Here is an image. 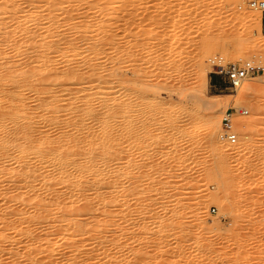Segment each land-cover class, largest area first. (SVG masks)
I'll use <instances>...</instances> for the list:
<instances>
[{
  "label": "rangeland",
  "instance_id": "374dc122",
  "mask_svg": "<svg viewBox=\"0 0 264 264\" xmlns=\"http://www.w3.org/2000/svg\"><path fill=\"white\" fill-rule=\"evenodd\" d=\"M110 1L113 2L116 20H118L115 24L113 21L116 17L109 21V24L111 22L114 24L109 26L112 33L114 32L117 36L110 33L115 41L119 38L120 42L117 41V45L120 47L115 45L118 50L115 47L109 49L112 46L104 47L109 50L106 52L104 49L106 54L102 55L106 57V60L102 59L99 67L102 68L104 65L103 68L108 71L115 65L114 69L111 68L112 72L109 71L114 74L111 75L112 82L116 80L120 85L114 83L117 95L113 96L117 101L114 102L118 106L121 105V108L116 103L114 107L115 111L116 109L124 111V114L117 112V116L120 117L116 120L118 119L120 125L116 120L114 124L116 136H114V145L116 146H114L113 166H115L113 170H115L114 178L116 179L113 182L115 183L113 230L111 233L102 232L106 236L115 238L112 244L115 251L111 248L113 251L110 252L115 253L111 254L116 258H113L114 264H264V44L262 45L264 35L261 33V12L249 9L247 6L249 0ZM100 2L102 0H84V3L82 2L84 7L81 3L82 6L79 5L78 9L69 13L77 16L74 17V22H78L79 19L96 22L102 18H100L101 14L98 9ZM74 4L77 5L76 2ZM62 13L58 15L59 19H56L65 25L72 15L63 13V16ZM257 14H260V17L257 18ZM65 15H68V18ZM69 21L73 22L71 19ZM63 24L62 29L65 27ZM36 33L41 35L42 30L38 29ZM69 34L66 33L65 36L71 38ZM128 39L131 41L128 42ZM127 42L130 47H126L129 46ZM114 49H116L115 52H119L118 57ZM208 49H212L213 53L208 54ZM10 50L9 47L1 59L8 70L15 71L22 66L23 69L35 66L30 63L31 59L28 57H21L23 59L12 57L13 53ZM109 51L115 54L112 56ZM123 53L125 54L122 56ZM55 54L53 53L54 56ZM107 54H110L109 58ZM214 55L222 56L226 62L255 60L263 66L262 72L245 82L247 88L241 100L237 101L238 103L233 98L235 91L225 89L220 78L209 72L208 60ZM195 56L201 57V63L194 62ZM107 61L111 63L110 65L113 63L112 66L108 65L109 68ZM59 63L51 66V68H56L52 69L53 71L66 69L62 60H59ZM71 65L75 66L74 63H70L68 67ZM130 72L136 75L132 76ZM48 75L49 73H45L38 76L35 82L37 89H40L41 99L47 101L53 94H57L62 99V103L66 104L75 94L71 88L75 90L77 86L69 85L67 93L66 91L59 93L56 87L51 88L50 92L42 93L44 91L42 87L47 82L43 81ZM85 75L87 76L88 73H84V80ZM131 76L132 79L135 76L137 79H128ZM126 81L129 82L128 87L132 83L130 89L133 88V93L130 89L128 92ZM159 84L165 88H160L163 86ZM197 84L200 92L199 96L195 97L192 89ZM117 86L120 87L119 90H116ZM133 86L136 87L135 89L140 86L151 88L149 89L151 93L149 91L148 94H146L147 91L143 92L146 95L143 93L141 95L138 91L135 93ZM121 89L125 91V94L121 95L123 100L126 99L127 106L123 100H120L122 98L120 97ZM153 89L159 92L155 90L153 92ZM28 91L24 93L28 112L39 114L40 100L36 101L34 97L36 94L31 90ZM130 94L135 95L131 97ZM152 94L158 95L159 98L158 96L154 98ZM125 95L126 98H124ZM131 98L133 100H130ZM121 101L125 103V108ZM221 101L228 102V106L223 109H218V107L212 109L217 118L220 119L228 108L232 107L233 111H237L232 115L236 120L233 126L238 139L235 145L219 140L221 125L214 133L205 134L202 129L205 114L203 112L205 111L201 109L200 104L215 103L216 105ZM135 109L140 110L134 112ZM196 109L199 110L196 111ZM241 109L247 110V114L243 115L238 112ZM129 113L133 116L131 117ZM144 114H146L145 118H142ZM126 115L127 121V118L123 117ZM239 121L244 124L240 129L237 126ZM40 125L45 130L42 127L43 124ZM52 131L50 134L55 136L57 130ZM214 140L222 143L219 145L220 149L228 145L234 149L227 154L221 151L215 152L209 145V142ZM219 162L223 163L224 167L223 170L221 168L218 170L217 167L218 171H216L215 168ZM242 162L245 164L242 165ZM2 166L0 165V172H8L12 169V166H9V169L5 171V166L4 168ZM5 175L6 180H3V183L0 182L1 190L9 185L7 180L11 173ZM10 186L8 188L11 189ZM56 186H58L57 190L64 188L59 184L54 187ZM10 189L9 191L13 192V189ZM121 193H124L123 197ZM125 193H127L126 196ZM82 194L81 189L77 190L73 197L70 199L68 197V200L65 198L67 201L65 202L68 203L74 198L77 206L79 203L81 206L84 200ZM0 200L1 207H4L2 197ZM7 205L10 207L5 209L7 212L18 208L14 203ZM213 207L214 212L211 210ZM96 216L97 219L101 218V215ZM89 220L88 223L92 221V219L90 222ZM39 227L37 226L36 231L34 230L35 239H38L39 235L42 238L44 233H48L46 231L51 230L43 224ZM146 227L151 228V234L144 233ZM96 235L106 238L101 233H96ZM50 239L52 240L48 248L56 249L53 254L48 255L47 252L49 258L43 257L42 260L43 254L36 253V258L40 260L39 264H68L65 259L70 251L69 245L63 244L60 237L51 236ZM25 240L20 243L8 242L0 259L1 264L11 261L8 252L21 256L23 254L21 246ZM32 240L33 238L26 242H33ZM91 240L88 239L85 242L86 247L90 242L93 243L88 246L89 248L87 247V249L91 247L90 251L99 245L97 243L94 247V240ZM103 244L99 247L102 248L105 245ZM99 247L92 252L96 253L100 250ZM71 253L70 251L69 254ZM79 255L81 256L78 260L80 264H89L88 262L101 264L107 259L106 257L98 259L93 256L94 254L90 257L93 256L96 259L90 258L89 255L82 254L86 258ZM20 262V264H25L27 261L22 259Z\"/></svg>",
  "mask_w": 264,
  "mask_h": 264
},
{
  "label": "bare ground",
  "instance_id": "6f19581e",
  "mask_svg": "<svg viewBox=\"0 0 264 264\" xmlns=\"http://www.w3.org/2000/svg\"><path fill=\"white\" fill-rule=\"evenodd\" d=\"M75 2L77 5L74 4ZM82 2L84 3V0H0V165L5 166V168L2 166L5 171L9 169V166H12V169H9L8 171L9 173L3 171L0 172V182L3 183L2 181L6 180L7 176L5 174L11 173L8 178L9 180L7 181L9 182V185H11V189H13V192L9 191V185L7 186L8 190L7 188H4V190L0 189V197L4 200V202H2L4 207H1L2 205H0V259L3 255L2 253L5 252V245L9 244L8 242L15 241L16 243H20L22 240L24 241V239L31 240L33 238V242H26L25 240V243L21 246L23 250V254L21 255L20 253L21 256H18L19 254L15 255L8 252L9 260L11 261L6 264H20V260L22 259L24 261L26 260L29 264H39L40 260L39 258H36V253L43 254L41 260L43 257L49 258L48 255L53 254L56 249L52 247L48 248V245L50 244L49 242L52 240L50 239L51 236L54 238L60 237L62 238L63 244L65 243L66 245H69L68 247L70 249L66 245L65 247H67L72 253L70 255V251L67 249L69 252L66 259L64 258L68 264H80L81 262L79 263L78 260H80L79 258L81 256L79 254L89 255V257L91 254H94L93 256L98 259L106 257L107 259L105 262L101 264L115 263L113 260L114 257L111 255L114 252L110 253L111 250L115 248H112V246H114L112 245L114 237L106 236L105 233L103 234L102 232L106 231V233H111L113 230V200L115 196V183L113 182H115L116 179L114 178L115 170H113V167L115 166H113L114 146H116L114 145V138L116 137L114 134V124L116 118L120 117L117 116V112L123 113L124 111H118V109L115 111L114 106H116L115 103L117 101L114 100V96L117 94L115 93L114 88H116L115 85H119V82L114 80L116 83L118 82V84L114 82L115 85L112 82L113 79H111V75L114 74H111L112 67L109 68L108 66L111 64V61H107V66L109 68L108 71L103 68L104 65L102 68L99 66L102 64V59L103 61L106 60V57H104V49L107 48V46H112L109 49L114 48L115 45L120 47L117 45L118 42H120L119 38L115 41V38L111 35L112 30L110 27L118 20H116L117 16L113 2L110 0H102V2L98 4V9L101 14L100 18L102 17L101 20L99 18V20L96 19V17L95 19L98 20L96 22H91V20L88 21L85 19H79L80 21L78 20V22H74V17L77 16H73L69 12L78 9ZM84 4H86V2ZM66 7L69 9L65 10L64 8ZM60 10H62L63 13L72 15L70 16V19L74 22L71 23L69 21L70 19H67L68 15H65L67 16L65 19L68 20V23L65 25L62 23L63 26L66 27H64V29H62L61 22L59 23L56 19L58 18V15H61L62 13H59ZM42 12H44L45 15L41 14ZM256 16L258 18L260 17V14H257ZM113 19L115 20L113 21L114 24L111 22L110 25L109 21H112ZM34 29L42 30L41 35H38L40 32L36 33V30L34 31ZM64 31H68L66 33H70L69 36H71V38H67L68 36H65L66 33ZM35 33L37 35H35ZM112 34L114 35V32ZM130 41L131 40L128 42ZM128 42L127 45L129 46L126 47H130ZM2 44L3 46H1ZM263 44L264 42H262V45ZM9 47L13 53L12 57L14 56L20 59H23L21 58L23 56L28 57L31 59L30 63H33L35 66L26 69L24 67L23 69V66L21 65L22 67L15 69V71L8 70L4 63L1 62V59L7 53L6 50ZM118 47L115 48L117 49ZM116 49L113 51L115 52ZM128 49L130 50V48ZM122 51L124 50L122 49ZM109 52L112 53V51ZM126 52L128 54L127 50ZM53 53H56V56H54ZM115 53H117V51ZM115 53H112L111 55L113 56ZM118 53L116 55L117 57ZM125 53H123L122 56ZM212 53V49H208V54ZM109 55L107 54L106 56L109 58ZM111 57L110 59L112 60L114 57ZM117 59L116 61H118ZM59 60H62V64H64L66 69L63 68L64 70L61 71H53L52 69L56 68H51V66L54 63H59ZM201 60L200 56H195L194 58L196 64L201 63ZM112 61H114V59ZM70 63H74L75 66L71 65V67H68ZM122 63H124V61ZM114 66L112 69H114ZM45 73H49V75L43 81L47 82L44 83L45 86L42 87V90H44L42 93L50 92L53 87L54 89L56 87L59 93L61 92L62 94V92L67 90L69 85L75 84V86H77L75 90L70 87L75 94L72 98L70 97L71 99L67 101L66 104L62 103V99H60L57 94H53L51 99L47 101L41 99L40 89H37L38 87L35 82L37 81V78H39L38 76L44 75ZM84 73H88L87 76L85 75L87 77H85V80L83 76ZM132 74V76H134L135 73ZM132 76L128 79L131 80ZM135 77L133 78L134 80L137 79ZM128 79L127 81H130ZM49 80H51L50 83L48 82ZM246 81L236 88L235 94L233 95L235 102L241 100L242 94L247 88L245 84ZM128 83L129 82L125 84L127 85ZM159 85L163 86L162 84ZM129 86L131 87L132 83H130ZM130 87L127 85L128 92ZM119 88L120 87L116 90H119ZM135 88L136 87H134L133 91H135V93H137V91L141 92L139 93L141 95L145 91H147L146 94H148L149 89L151 90V88H145L142 86L137 89ZM160 88L165 87L163 86ZM199 88L200 87L197 84L196 87L192 89L195 97L199 96ZM132 89H130L131 92ZM155 89H153V92ZM26 90H31L36 94L34 96L36 101L40 100L39 114H31L28 112L29 108H27V103L24 98V93L27 92ZM71 90L68 91L72 93ZM156 90L155 92H159V90ZM123 91L124 90L120 93V97H122L123 93L125 94V91ZM149 92L151 93V91ZM131 94L129 96H131ZM144 94L145 93H143V95ZM153 96L155 98V96L158 95L155 94ZM124 98H126V95ZM129 98H127V102H129ZM157 98H159V96ZM139 99L141 98L139 97ZM120 100H123V97ZM125 100L123 101L125 102ZM130 100L133 99L131 98ZM137 101L141 102L138 99ZM124 102L121 101V104L123 103L124 106H122L125 108L126 102ZM137 104L138 103H136V106H138ZM200 106L201 109L205 111L203 112L205 113L202 125L203 132L205 134L216 132L218 128H220L222 119H219L214 115L213 108H226L228 102L221 101L216 105L215 103H212V105L200 104ZM132 107L135 108L134 106ZM130 110L133 109L130 108ZM198 110L196 109V111ZM135 111L136 109L134 112ZM145 115L146 114L142 115L144 116L142 118H145ZM123 117L127 118V115ZM117 120L116 122H119ZM127 120L128 118L126 121ZM231 120L233 122L236 121L233 116L231 117ZM120 121L122 123V120ZM239 123L240 121L237 123V126H239L240 129L244 124L240 123V125H238ZM40 124H43L42 127L45 128V130L41 128ZM52 130H57L55 136L50 134V131ZM49 134L54 137H51ZM221 144L218 140L209 142L211 149L215 152L221 151L222 153L227 154L234 149L229 145L220 149L219 145ZM115 156L117 155L115 154ZM221 162L216 166V171L220 168L223 170L224 164ZM242 163V165L245 164L244 162ZM125 176H127V174ZM119 178L120 177H118V179ZM58 184L64 188H58L57 190L56 188L58 186H54ZM80 189L83 192V204L81 202V206L80 203L77 206V201H75L74 198H71L72 200L66 203V200L73 197L75 192ZM123 194L121 197H123ZM126 195L127 193H125V196ZM81 200H79V202ZM9 203H14L18 208L12 209L9 212L5 211V209L10 208L9 205H7ZM96 215H98V217L101 215V218L97 219ZM86 216L90 220L92 219L91 222L88 219L90 223H88V220L86 222ZM42 224L44 227L46 226L47 229L49 228L51 230H49L50 232L46 231L48 233H44L42 238H40L41 235H39V238L37 237L38 239H35L34 235L36 234H34V230L37 229V226L40 228L39 226ZM144 226H142V228H144ZM52 229L54 231H52ZM150 229L151 228L146 227V231L143 229L145 231L144 233L151 234L152 232ZM91 233H94L95 235H91ZM96 233H101L102 236L105 235L106 238L101 237V235H96ZM88 239L94 240V247H96L97 243L99 244L95 249H98L102 243L105 245L103 244L104 246L102 248L99 247L100 250L93 253L92 251L94 250L95 252V249L91 251V247L90 249H87L88 246L93 244L91 243L92 240L91 242L88 241L90 244L88 243L89 245H87V247L85 246V242ZM93 256H91L92 259H96L93 258ZM83 258L86 257L83 256ZM88 263L91 264L90 262Z\"/></svg>",
  "mask_w": 264,
  "mask_h": 264
},
{
  "label": "built area",
  "instance_id": "2783aa9c",
  "mask_svg": "<svg viewBox=\"0 0 264 264\" xmlns=\"http://www.w3.org/2000/svg\"><path fill=\"white\" fill-rule=\"evenodd\" d=\"M249 9L261 12V33L264 35V0H249L247 2ZM209 72L218 76L225 85V89L235 91L236 88L244 81L251 79L263 71V66L255 60H247L244 62H226L220 55H214L208 60ZM232 107L227 109L221 116V133L218 138L221 142L229 145L237 143V133L234 131L233 121L231 117L236 114ZM238 112L245 115L247 110L241 109ZM215 211L214 207L211 209Z\"/></svg>",
  "mask_w": 264,
  "mask_h": 264
}]
</instances>
